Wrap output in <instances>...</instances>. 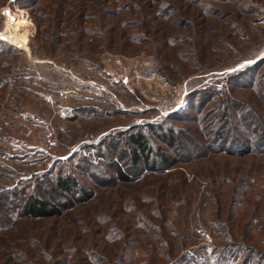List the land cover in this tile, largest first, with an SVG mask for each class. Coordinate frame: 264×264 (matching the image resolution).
<instances>
[{
    "label": "rangeland",
    "instance_id": "1",
    "mask_svg": "<svg viewBox=\"0 0 264 264\" xmlns=\"http://www.w3.org/2000/svg\"><path fill=\"white\" fill-rule=\"evenodd\" d=\"M168 126L215 148L134 167L129 135L166 149ZM63 178L70 208L26 217ZM243 260L264 264V0H0V264Z\"/></svg>",
    "mask_w": 264,
    "mask_h": 264
},
{
    "label": "trees",
    "instance_id": "2",
    "mask_svg": "<svg viewBox=\"0 0 264 264\" xmlns=\"http://www.w3.org/2000/svg\"><path fill=\"white\" fill-rule=\"evenodd\" d=\"M7 43V42H6ZM13 47V45H11ZM9 46V47H11ZM15 47V46H14ZM238 80L242 85H246L248 81H253L252 74L246 73L245 71L240 72ZM185 113V112H184ZM183 116H190L189 114H181ZM171 116L180 117L177 113L172 114ZM193 123H196L197 120L194 118ZM160 131L164 132L162 134L161 140L167 143V148L164 149L162 147H155L150 139L147 137V134L144 132L132 133L129 135V141L133 146L131 150V159L134 167L141 166L144 170L156 172V171H164L173 167L177 161H181L183 159L196 158L203 156L206 151H209L210 148H215L211 144H206L204 148L199 146L195 140L191 139L188 132H185L182 128L168 126L167 128L160 129ZM228 135V129L226 127L220 128L217 130L218 137L223 136L222 141H226L224 146L216 147L218 150L223 149L222 151L235 152V153H249L248 147H245L243 151H234L232 150L229 139L226 140ZM186 141V143L184 142ZM189 145L194 147L195 150H190ZM118 177L121 181H130L131 176L129 174H125L117 168ZM76 182L73 179L63 178L58 181L57 189L52 190L50 194L51 200L54 201L61 200V204H51L50 200L40 199L34 195L28 197L26 200L24 207V214L29 218H46L56 215H62V213L69 209L71 203L69 200H66L65 194L72 195V200L76 199V194L74 189L77 188ZM253 251V250H252ZM243 260L241 264H247V261ZM245 262V263H244Z\"/></svg>",
    "mask_w": 264,
    "mask_h": 264
},
{
    "label": "bare ground",
    "instance_id": "3",
    "mask_svg": "<svg viewBox=\"0 0 264 264\" xmlns=\"http://www.w3.org/2000/svg\"><path fill=\"white\" fill-rule=\"evenodd\" d=\"M21 42H23V45H21V46H24L25 45V42L23 40H21Z\"/></svg>",
    "mask_w": 264,
    "mask_h": 264
}]
</instances>
